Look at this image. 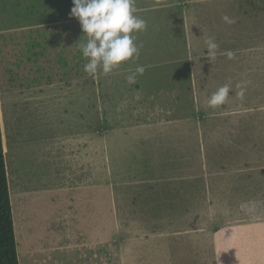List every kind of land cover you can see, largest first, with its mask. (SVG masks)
Returning a JSON list of instances; mask_svg holds the SVG:
<instances>
[{
	"label": "rangeland",
	"instance_id": "obj_1",
	"mask_svg": "<svg viewBox=\"0 0 264 264\" xmlns=\"http://www.w3.org/2000/svg\"><path fill=\"white\" fill-rule=\"evenodd\" d=\"M72 7L0 0L18 264H227L250 237L264 264V0H135L139 57L85 76Z\"/></svg>",
	"mask_w": 264,
	"mask_h": 264
},
{
	"label": "clouds",
	"instance_id": "obj_2",
	"mask_svg": "<svg viewBox=\"0 0 264 264\" xmlns=\"http://www.w3.org/2000/svg\"><path fill=\"white\" fill-rule=\"evenodd\" d=\"M70 16L76 18L87 40L80 44V50L87 63L84 71L90 75L98 72L105 75L128 60L139 57L135 33L147 29L146 21L136 12L135 0H72ZM222 19L235 23L228 16ZM209 61L215 60L218 45L212 38L206 41ZM231 58L233 53L228 52ZM145 67L137 65L134 72L126 76L128 84H135L137 75H142ZM230 88L224 85L209 98L208 105L216 107L225 103ZM240 95H243L241 92Z\"/></svg>",
	"mask_w": 264,
	"mask_h": 264
},
{
	"label": "trees",
	"instance_id": "obj_3",
	"mask_svg": "<svg viewBox=\"0 0 264 264\" xmlns=\"http://www.w3.org/2000/svg\"><path fill=\"white\" fill-rule=\"evenodd\" d=\"M86 42V40L84 41ZM81 53V52H80ZM85 59V63H87ZM84 71V76L87 75ZM0 264H18L0 129Z\"/></svg>",
	"mask_w": 264,
	"mask_h": 264
},
{
	"label": "crops",
	"instance_id": "obj_4",
	"mask_svg": "<svg viewBox=\"0 0 264 264\" xmlns=\"http://www.w3.org/2000/svg\"><path fill=\"white\" fill-rule=\"evenodd\" d=\"M0 121H1V118H0ZM0 125H1V122H0ZM2 148H3V152L5 153L3 144H2ZM240 244L242 245H240L239 247L238 246L239 244L238 242H236V240H233L232 242H227V248H226V255H227L226 263L227 264H233L234 261H239L240 264H254L255 261L259 260L260 242L256 238H252V237L246 238L244 239V242H240Z\"/></svg>",
	"mask_w": 264,
	"mask_h": 264
}]
</instances>
